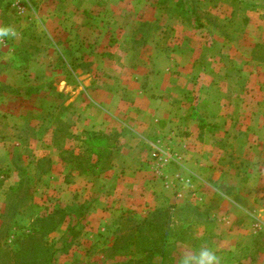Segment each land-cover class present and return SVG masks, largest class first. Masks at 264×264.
<instances>
[{
  "label": "rangeland",
  "instance_id": "1",
  "mask_svg": "<svg viewBox=\"0 0 264 264\" xmlns=\"http://www.w3.org/2000/svg\"><path fill=\"white\" fill-rule=\"evenodd\" d=\"M224 3L236 8L233 16ZM254 13L264 17V0H0V27L15 32L0 37V264H199L204 251L214 264H264V229L257 227L264 212L237 211L218 193L201 207L202 196L158 206L135 196L121 206L100 190L127 159L107 153L116 140L102 135L113 125L107 111L145 129L132 117L140 112L131 99L170 93L143 86L153 44L174 83L193 76L178 66L190 63L199 73L196 89L178 96L200 114L205 96H220L202 83L206 56L226 51L235 61L241 49L244 71L222 54L225 72L216 79L243 100L237 107L245 123L264 112V18ZM233 34L242 39L229 40ZM113 163L111 175H102ZM248 164L222 175L250 178L239 190L244 195L257 187Z\"/></svg>",
  "mask_w": 264,
  "mask_h": 264
},
{
  "label": "crops",
  "instance_id": "2",
  "mask_svg": "<svg viewBox=\"0 0 264 264\" xmlns=\"http://www.w3.org/2000/svg\"><path fill=\"white\" fill-rule=\"evenodd\" d=\"M224 4L226 7L222 9H229L230 16H233L236 8L233 5ZM259 13L254 14L263 19L264 17ZM225 17L230 18L227 14ZM248 20L250 24V17ZM225 37L223 36L221 40L229 39ZM236 38L242 39V37L233 34L229 40ZM156 46L157 44H153V49H151L152 62L150 63L149 58L147 63L148 69H151L148 74L149 81L143 86L149 90L158 91L160 94V90L169 89L170 93L162 92L164 94L162 97H142L138 102L135 100L133 102L131 99L129 105H135L137 111L140 112L139 116L132 117L145 122V129H139V125H131V116L124 117L119 113L107 111V116L110 118L108 122L113 125L111 129L104 130L102 135L116 138L113 144L112 142L108 144L107 153L113 158L121 152L127 155V159L118 166L120 172L123 173H119L116 168L118 176L116 179L110 178L112 177L110 176L111 171L115 168L114 163L106 168H101L102 175L108 174L110 177L106 178L105 176L100 190L103 192L106 189L104 192L107 194V198L116 200L115 203L119 205L122 203L131 204L132 199L137 196L138 199L153 201L156 206L163 201L173 203L178 202V198L193 199V196L194 198L202 196L204 202L206 201V204L198 205L199 207L207 206L214 199V195L218 193L232 201L235 204V208L233 207L235 210L250 212V215L258 217L260 212H264V112L252 116L254 119L252 123H245L249 118H245L244 113L240 112L237 107L238 104H243V100H240L237 95H231L228 86L219 81V77L216 79L217 74L219 76V73L225 72L223 55L229 57L238 70L244 71V63L241 62L243 59L241 49L237 48L234 51L235 61H232L233 57L228 56L229 52L226 51L219 54L210 51L209 56H206L202 83L207 91L209 90L210 93L217 91L220 96L218 99L205 96V102H203L205 108L202 111L203 114H200L197 109L193 108L195 104L190 102L191 99L187 101L189 98L180 99L178 96L181 89H196L199 73L189 70L190 63L184 64L188 68L187 70L178 66L177 69L183 70L182 74L185 78L190 77L189 73L193 76L182 85L179 80L174 83L173 77H168L165 74L168 69H165L162 53ZM182 54L183 58H186L184 54L189 56L190 52L184 50ZM170 69L175 70L174 67ZM186 72L188 75H185ZM163 76L165 80H170L172 83L160 82ZM186 102L188 104L184 110L182 108ZM119 131H122L120 134L122 139L118 134ZM126 137L130 138V142L126 140ZM169 138H171V142ZM134 140L136 142H133ZM144 143L152 145L154 151H157L154 152L156 159L150 156L149 149ZM170 143L172 145L169 146ZM143 145L145 148H142ZM253 155L258 156L254 161L251 160ZM244 159L251 163L248 165H251L250 168L257 174L255 176V186L257 187H253L254 191L247 192L246 195L239 193V190L242 186L251 184L250 178L247 181L237 179V172L234 176L235 179H231L232 177L229 175L222 176L232 164L235 168H238V165L241 166ZM249 177L252 176L249 175ZM184 181H187L186 185L183 183ZM198 184H203V186L198 188ZM182 186L187 188H182ZM232 187L236 194H232L230 198L227 193ZM121 188L123 189L121 190ZM185 189L187 192L184 191ZM239 197L247 200L246 205L243 206V203H239ZM243 200L242 202H244ZM261 221L264 226V221ZM263 226L257 227L264 229ZM241 230L245 232L243 229ZM251 231L256 233L255 228H251ZM254 238L255 236L252 237V242L250 241L252 248L256 244L253 241ZM250 243L246 245L250 246Z\"/></svg>",
  "mask_w": 264,
  "mask_h": 264
},
{
  "label": "clouds",
  "instance_id": "3",
  "mask_svg": "<svg viewBox=\"0 0 264 264\" xmlns=\"http://www.w3.org/2000/svg\"><path fill=\"white\" fill-rule=\"evenodd\" d=\"M15 32L9 27H0V37H9L14 36ZM215 256L210 252L204 251L202 252L199 264H214Z\"/></svg>",
  "mask_w": 264,
  "mask_h": 264
},
{
  "label": "trees",
  "instance_id": "4",
  "mask_svg": "<svg viewBox=\"0 0 264 264\" xmlns=\"http://www.w3.org/2000/svg\"><path fill=\"white\" fill-rule=\"evenodd\" d=\"M3 182H4V178H1V179H0V185H2Z\"/></svg>",
  "mask_w": 264,
  "mask_h": 264
}]
</instances>
